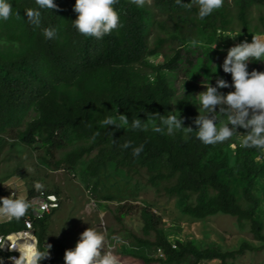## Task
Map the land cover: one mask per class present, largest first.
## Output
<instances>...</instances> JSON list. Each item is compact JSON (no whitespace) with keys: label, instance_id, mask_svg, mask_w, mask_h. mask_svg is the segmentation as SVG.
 Returning <instances> with one entry per match:
<instances>
[{"label":"trees","instance_id":"trees-1","mask_svg":"<svg viewBox=\"0 0 264 264\" xmlns=\"http://www.w3.org/2000/svg\"><path fill=\"white\" fill-rule=\"evenodd\" d=\"M12 2L19 15L0 21V157L8 143L20 142L40 145L45 151L41 159L49 157L54 169L61 165L70 169L88 158L89 169L96 174L114 164L165 197L195 198L194 204L184 206L188 216H233L264 243V218L254 194L256 180L264 176V154L240 148L236 137L222 144L201 143L194 122L198 105L192 103L202 92L204 79L213 86L216 77L232 82L231 74L220 67L227 50L214 48V41L222 33L237 34L241 41L248 34L264 36V0H224L220 9L204 19L199 18L196 4L182 8L175 0H153L150 6L138 7L132 0H118L114 8L122 27L102 39L81 35L74 28L76 0H55L57 8L40 9V27L27 21L25 11L38 9L35 0ZM47 27L56 28V38L43 36ZM193 39L204 41L203 46L194 47ZM158 55L164 63L155 68L149 59ZM253 69L264 71L263 62H251L249 71ZM233 90L220 89L224 93ZM117 109L128 116L129 125L140 117L147 127H99L97 122L116 117ZM172 111L181 116L185 128L193 130L155 132L146 121V113L154 114L159 126L161 116ZM221 119L227 122L226 117ZM126 141L133 147L143 145L139 156H133L131 147H121ZM233 142L237 144L234 165L222 151ZM6 178L0 179V186ZM36 194L32 187L28 197ZM31 212L29 208L19 221L2 224L7 227L5 234L24 229ZM52 214L35 222L38 246L52 245L50 257L44 259L49 264L69 249L48 240ZM142 220L144 238L137 239L142 246L155 248V253L163 249L165 257L160 262L229 264L249 249L246 245L233 252L198 249L183 241H176L174 249V243L158 231L151 210L143 209ZM153 235L154 240L145 239Z\"/></svg>","mask_w":264,"mask_h":264},{"label":"rangeland","instance_id":"rangeland-1","mask_svg":"<svg viewBox=\"0 0 264 264\" xmlns=\"http://www.w3.org/2000/svg\"><path fill=\"white\" fill-rule=\"evenodd\" d=\"M152 2L145 0V5L150 6ZM229 34H219L214 47L228 50L242 42L239 36L228 37L237 34ZM252 38L253 35L248 34L243 40L251 42ZM149 63L157 68L163 65L164 58L161 55L151 57ZM201 88V91L206 90L204 86ZM238 131L243 134L247 130L239 128ZM222 151L234 165L236 147H225ZM40 155H45L40 145L31 147L20 142L8 143L0 157V179L8 176V181L0 186V197L11 196L17 191L19 198L27 201L35 181L43 183L45 191L58 193L60 208L50 217L49 241L74 248L80 234L93 226L105 233L106 249L114 251L122 264H168L165 260L158 261L163 258L156 255L155 248L144 247L137 239L144 238L142 211L146 208L156 216L158 231L174 244L183 241L198 249L228 252L246 245L249 249L229 264H264V243L255 240L249 233L250 228H242L233 216L218 214L206 219L192 218L185 214L184 206L194 204L195 198L165 197L146 182L129 178L114 164L106 165L93 174L88 158L70 169L62 165L54 169L51 166L54 162L49 164L52 160L46 157L47 161H44ZM255 184L254 194L260 199L258 213L264 218V176H260ZM5 220L0 217V223ZM5 228L0 224L1 234L6 233ZM114 235L120 237L119 242L112 240ZM145 239L154 240V235ZM40 264L49 263L42 260ZM54 264H65L64 255Z\"/></svg>","mask_w":264,"mask_h":264},{"label":"clouds","instance_id":"clouds-1","mask_svg":"<svg viewBox=\"0 0 264 264\" xmlns=\"http://www.w3.org/2000/svg\"><path fill=\"white\" fill-rule=\"evenodd\" d=\"M117 2L118 0H76L74 11L78 16L73 20L74 28L81 35L97 39H102L105 35L111 34L113 30L122 27L120 14L114 8ZM35 3L38 9H25L27 21L35 27H40V9L52 10L57 8V4L55 0H35ZM132 3L138 7H143L145 0H132ZM175 4L182 8H190L192 4L198 5V16L200 19H204L215 10L220 9L224 0H190L189 3H185L184 0H175ZM13 15L19 14L14 13L12 0H0V21H7ZM43 36L46 39L56 38V28H43ZM237 36L228 37L235 38ZM191 43L194 47L203 46L204 41L193 39ZM251 62H264V36L254 34L251 42L243 40L227 50V55L220 67L224 73L231 74V83L224 78L216 77V83L213 86L212 82L209 84L204 79L203 86L206 90L196 95L195 101L192 102L198 105L199 115L194 122L197 125L195 129L196 139L201 143L205 145L222 144L236 137L240 148H254L264 154V71L256 69L249 71V63ZM214 65L217 72L218 66ZM224 88H233L234 90L228 93L221 92L220 89ZM217 106H220L218 112ZM116 111V117L106 116L103 120L98 121L99 127L115 126V128L120 129L131 127L133 130H144L147 127V123H142L144 119L140 117L134 118L129 125L128 116L120 114L118 109ZM170 113L172 114L167 117L161 116L159 126L154 122V114L148 115L146 113L148 117L146 121L152 123L155 132H163L165 128L168 133L180 129L193 130L183 126L181 116L175 115V111ZM222 117L227 118L226 123L221 119ZM239 128L247 130L246 133H240ZM95 138L96 136L93 135L92 140ZM236 146V142L231 143V147L235 148ZM121 147L123 149L131 147L133 156H139L143 151V145L133 147L131 141H126ZM44 189L43 183L34 182V190L38 194L45 192L47 195L55 197L57 207L52 208L50 213L52 214L53 210L60 208V201L58 195ZM33 197H28L26 201L19 198L17 191L13 192L11 196L0 197V217L6 218L5 222L0 224H6L11 220L19 221L25 217L32 206L30 200ZM40 207L42 210H46L47 204H41ZM21 240L23 242H20ZM112 240L119 242L120 237L114 235ZM0 241H3L0 248H3L7 241H11L10 249L20 253L18 257L11 256L8 258L12 264H40L42 260L50 257L49 250L52 245L46 242L44 248H41L32 235L18 236L13 239V236L9 234L6 237L0 236ZM105 241V233L91 226L80 234L74 248L65 251V264H122L121 258L114 251L106 249ZM102 249L106 250L102 252ZM0 264H5V258L2 256H0Z\"/></svg>","mask_w":264,"mask_h":264},{"label":"built area","instance_id":"built-area-1","mask_svg":"<svg viewBox=\"0 0 264 264\" xmlns=\"http://www.w3.org/2000/svg\"><path fill=\"white\" fill-rule=\"evenodd\" d=\"M55 201H56L55 197L47 195L45 192H42L38 194L37 196L33 197L30 200V203L32 205L30 208L32 212H31V215L27 216L24 221L25 228L19 231L9 233L13 236V239H16L18 236L32 235L36 238L38 242V239L35 235V222L42 220L46 215L51 213L52 208L57 207V203ZM41 204H47V209L42 210L40 207ZM9 234H2L0 236L6 237ZM20 242H23V241L21 240ZM2 244H3V241H0V246H2ZM10 245H11V241H7L5 245L3 246V248H0V254H2V256L5 258V264H12V261L9 260L8 258L11 256L18 257L20 254L18 251L11 250ZM173 248L177 249V245L173 244ZM156 254L159 258L165 257V252L161 248L157 249Z\"/></svg>","mask_w":264,"mask_h":264},{"label":"bare ground","instance_id":"bare-ground-1","mask_svg":"<svg viewBox=\"0 0 264 264\" xmlns=\"http://www.w3.org/2000/svg\"><path fill=\"white\" fill-rule=\"evenodd\" d=\"M230 35V34H229Z\"/></svg>","mask_w":264,"mask_h":264}]
</instances>
